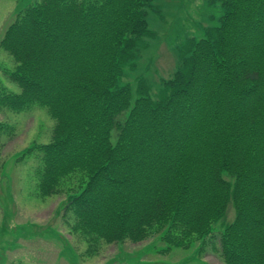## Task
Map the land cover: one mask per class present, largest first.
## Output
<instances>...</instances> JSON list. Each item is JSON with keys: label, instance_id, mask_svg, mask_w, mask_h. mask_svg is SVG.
I'll use <instances>...</instances> for the list:
<instances>
[{"label": "trees", "instance_id": "trees-1", "mask_svg": "<svg viewBox=\"0 0 264 264\" xmlns=\"http://www.w3.org/2000/svg\"><path fill=\"white\" fill-rule=\"evenodd\" d=\"M209 3L216 22L176 48L157 93L140 77L133 100L120 81L154 35L152 0H40L1 38L20 92L0 91V106L56 119L39 192L76 174L65 211L91 246L162 229L168 246L217 236L226 264H264V0Z\"/></svg>", "mask_w": 264, "mask_h": 264}, {"label": "rangeland", "instance_id": "rangeland-1", "mask_svg": "<svg viewBox=\"0 0 264 264\" xmlns=\"http://www.w3.org/2000/svg\"><path fill=\"white\" fill-rule=\"evenodd\" d=\"M39 1L0 0V41L8 26ZM209 1L152 0L147 22L154 35L144 38L135 68L125 67L120 81L129 84L132 100L140 77L150 85L152 95L157 93L159 81L173 76L179 60L176 48L188 37H200L206 25L216 22L221 8ZM17 65L0 46V91L20 92L10 78ZM56 124L45 105L32 104L20 112L0 106V264H226L217 236L204 242L195 236L186 247L168 246L163 240L166 230L159 229L138 243L97 240L89 245L73 229L71 212L65 211L77 186L76 174L64 178L58 193L44 196L39 192V147L52 141ZM234 216L229 203L213 228L222 230Z\"/></svg>", "mask_w": 264, "mask_h": 264}]
</instances>
